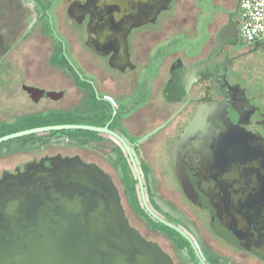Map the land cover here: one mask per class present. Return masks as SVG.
I'll list each match as a JSON object with an SVG mask.
<instances>
[{
	"label": "flooded vegetation",
	"instance_id": "af4514ba",
	"mask_svg": "<svg viewBox=\"0 0 264 264\" xmlns=\"http://www.w3.org/2000/svg\"><path fill=\"white\" fill-rule=\"evenodd\" d=\"M95 1L0 0V125L21 126L9 134L109 125L130 146L144 186L143 164L149 168L157 186V207L145 187L152 210L182 232L166 231L152 216L150 227L129 205L174 264H264L263 240L246 247L223 237L232 226L229 207L239 212L251 205V231H264V40L241 38L239 0H122L120 11L103 13ZM118 12L124 13L120 22ZM109 30L120 35L103 42L115 48L102 56L94 45ZM144 73L148 79L139 84ZM109 111L115 116L108 118ZM83 112L95 122L78 117ZM47 114L59 120H40ZM57 132L0 147V177L32 162L48 166L57 156H79L121 174L119 148L137 180L128 151L113 135ZM155 167L165 188L156 183Z\"/></svg>",
	"mask_w": 264,
	"mask_h": 264
},
{
	"label": "water",
	"instance_id": "95a60500",
	"mask_svg": "<svg viewBox=\"0 0 264 264\" xmlns=\"http://www.w3.org/2000/svg\"><path fill=\"white\" fill-rule=\"evenodd\" d=\"M95 2L102 13L105 8L120 11L123 4L122 0ZM240 3L241 0L239 6ZM123 17V12L116 13L118 22ZM230 29L229 26L221 32L219 44ZM109 31L105 37L98 36L96 42L103 40L94 45L96 53L102 56L106 55L107 49L115 48L107 47L103 42L120 35V31ZM111 32L116 34L111 36ZM108 126L41 127L0 137V144L51 131L111 134L128 151L147 213L182 233L152 210L130 146ZM158 130L160 128L152 134ZM48 162V166L44 160L32 162L22 172H5L0 177V264H174L172 257L159 244L144 237L130 224L120 190L109 173L79 156H57L48 159ZM227 213L231 215L232 226L223 237L231 243L241 242L246 247L264 241V231L260 230L262 226L256 232L251 231V205H243L239 212L229 207ZM242 224L247 227L241 234L232 232Z\"/></svg>",
	"mask_w": 264,
	"mask_h": 264
},
{
	"label": "rangeland",
	"instance_id": "374dc122",
	"mask_svg": "<svg viewBox=\"0 0 264 264\" xmlns=\"http://www.w3.org/2000/svg\"><path fill=\"white\" fill-rule=\"evenodd\" d=\"M241 38H242V36H241ZM243 39V38H242ZM258 68H261V67H258ZM145 75L144 76H142V82H141V80H140V82H139V84H142L143 82H144V80H146V79H148V77H146V73H144ZM99 109L97 108V111H98ZM127 109H125V111H126ZM125 111H123V115H124V113H125ZM2 113V112H1ZM8 112H5L4 114H7ZM85 115H83V116H78V117H80V118H82L83 120H87L88 122H91V123H94L95 121H92L91 119H89L90 117L86 114V112H83ZM126 114V113H125ZM106 116H108V118H110V117H114V112L112 111V112H108L107 114H106ZM0 117H1V114H0ZM40 120H44V121H46V122H57L58 120H59V118H57V115L55 116H52V114H47V115H45V116H42V118H40ZM124 123V122H123ZM118 129H120V131L126 136V138L129 140V141H131V142H133V141H135V139L136 138H133L131 135H129L128 134V131L126 130V128H125V126L122 124V121L121 120H117L116 121V125H115ZM19 128H21V126H19V124H5L4 126H1L0 125V133H4V132H6V131H8L9 133H11V132H15V131H17ZM13 134V133H12ZM54 134H57L58 136H61V134H67V135H74L75 134V132L74 131H62V132H57V133H54ZM10 135V134H9ZM6 136V135H5ZM29 138V137H28ZM24 141V137L23 138H18V139H14V140H10V141H7V142H5V143H3V144H0V147L2 148H9V147H15V145L18 143V142H23ZM111 145L109 144V147H110ZM107 151V150H106ZM88 156V159H91V158H93V156L91 155V154H87ZM102 169L105 171V172H107V173H109L111 176H112V178L116 181V184H117V186L119 187V189H120V193H121V196H122V198H123V205L125 206V208H126V214H127V217H128V219H129V222H130V224L133 226V227H135L136 229H138L142 234H143V236L144 237H146V238H148V239H153V235H152V233L150 232V230H149V228L147 227V225H146V223L144 222V221H142L141 219H139L133 212H132V210L130 209V207H129V204H128V202H127V199H126V195H125V191H124V189H123V185H122V179H121V174H120V172L118 171H112V174L108 171V170H106V169H104L103 167H102ZM154 172H155V175L157 176V178H158V180H157V184H159V186L160 187H162V188H165L166 186H167V181L165 182V179H163L162 178V176H161V172H160V169L159 168H157V167H155L154 168ZM154 183H155V181L153 182V185H154ZM157 189V186L155 187H153V189ZM155 192V191H154ZM138 194H139V190H138ZM139 196H140V194H139ZM141 199V198H140ZM145 210V209H144ZM145 213L146 214H148L147 213V211L145 210ZM154 221V223H155V220H153Z\"/></svg>",
	"mask_w": 264,
	"mask_h": 264
},
{
	"label": "trees",
	"instance_id": "16d2710c",
	"mask_svg": "<svg viewBox=\"0 0 264 264\" xmlns=\"http://www.w3.org/2000/svg\"><path fill=\"white\" fill-rule=\"evenodd\" d=\"M108 117V116H107ZM102 120L104 121V116L102 117ZM109 120V119H105ZM104 121V122H105ZM78 132H75V134H77ZM6 134H9V132H4V133H0V137L5 136ZM116 163L117 165H119L121 167V179H122V183L124 186V191H125V195H126V199L129 202L128 204L130 205V207L137 213L140 214L148 223V225L150 227L154 226V219L150 217L149 214L145 213V208L142 204V201H140L139 198V194H138V189H137V180L134 176V174L132 173V170L128 164L127 159L123 156V154L121 153V151L118 149H116ZM143 172H144V176H145V182H146V190H147V195L149 196V201L152 205V207H157L156 203H154V201L152 202V200L155 198L154 195V190L151 186L150 183V179H149V174H150V170L149 168L143 164ZM162 228H164L166 231L172 232L168 227L161 225Z\"/></svg>",
	"mask_w": 264,
	"mask_h": 264
},
{
	"label": "built area",
	"instance_id": "2783aa9c",
	"mask_svg": "<svg viewBox=\"0 0 264 264\" xmlns=\"http://www.w3.org/2000/svg\"><path fill=\"white\" fill-rule=\"evenodd\" d=\"M240 34L248 44L264 40V0H241Z\"/></svg>",
	"mask_w": 264,
	"mask_h": 264
}]
</instances>
